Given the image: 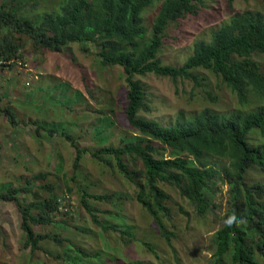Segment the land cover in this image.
<instances>
[{"label": "rangeland", "instance_id": "374dc122", "mask_svg": "<svg viewBox=\"0 0 264 264\" xmlns=\"http://www.w3.org/2000/svg\"><path fill=\"white\" fill-rule=\"evenodd\" d=\"M4 2L18 14L40 22L46 13L58 12L64 0H0V5ZM160 7L161 2H156L143 13L148 38ZM244 11L264 15V0H204L197 17L188 16L169 26L159 53L162 62L184 64L196 42L209 41L214 30ZM23 43L17 58L5 62L0 57V105L11 107L16 121L0 116V193L29 185L28 191L18 195L23 206L53 192L60 198L70 193V200L53 213L52 222L34 226L37 234L48 237L33 250L25 245L16 202L0 199V264H215L213 236L224 225L230 200L223 174L226 159L207 158L218 174L210 193L216 206L205 215L177 187L158 182L171 196L170 214L163 218L173 233L169 243L137 201L136 185L118 170L116 160L110 157L111 164H107L92 156V151L123 145L135 134L124 120L127 82L123 68L104 65L94 45L86 52L79 43H72L56 52L36 47L28 37ZM255 59L264 68V58ZM192 72L198 83L153 73L137 75L150 107L139 115L167 127L205 108L231 114L264 107V98L253 91L249 101L241 104L236 93L209 69L199 67ZM248 141L263 145L264 137L253 128ZM77 149L82 156L76 162ZM174 154L167 147L157 157ZM124 159L130 168L143 169L141 159L133 162L127 155ZM246 180L264 184V171L252 166ZM85 191L115 195L113 201L89 199L98 223L83 205ZM104 225L116 230H105ZM117 229L134 236L123 238Z\"/></svg>", "mask_w": 264, "mask_h": 264}, {"label": "trees", "instance_id": "16d2710c", "mask_svg": "<svg viewBox=\"0 0 264 264\" xmlns=\"http://www.w3.org/2000/svg\"><path fill=\"white\" fill-rule=\"evenodd\" d=\"M156 2H161V7L153 19L148 38L143 13ZM203 5L204 0H64L58 12L46 13L40 22H36L18 14L4 2L0 5V57L5 62L17 58L24 37L36 47L56 52L72 43H79L86 52L91 50L90 45L96 46L104 65H119L126 74L124 120L135 134L123 145H108L92 151V156L107 164H111L110 157L116 160L118 170L136 185L137 201L169 243L173 233L168 231L163 218L170 214L167 202L171 196L158 186V182L177 187L198 213L205 215L216 206L210 193L211 183L218 174L207 158L226 159L223 174L230 200L224 219L226 221L235 213L237 217H245L247 222L231 230L222 226L214 234V262L260 264L258 257L264 261V184L248 183L246 173L252 166H259L264 171V142L253 145L248 141L253 128H258L264 137V107L231 114L205 108L190 118L177 119L167 127L139 115L141 110L150 107L145 87L136 77L148 73L173 79L188 78L198 83L199 78L192 69L205 68L219 76L236 93L241 104L249 101L251 91L264 98V68L255 59V56L264 58V15L260 13L244 11L233 16L213 31L209 41L196 42L192 55L184 64L176 66L162 62L159 53L169 26L188 16L197 17ZM1 115L16 122L15 113L9 106L0 105ZM49 132L55 133L52 129ZM67 137L74 142L75 138L70 134ZM167 147L175 154L157 157L161 149ZM77 152L76 162L82 156V150L77 149ZM126 155L133 162L141 159L143 169L130 168L124 159ZM28 187L2 191L0 199L16 202L27 237L25 245L35 250L39 240L48 235L37 234L34 226L52 222L53 213L70 200V193L60 198L53 192L48 198L23 206L18 195L28 191ZM90 198L113 201L115 195L84 192L83 205L98 223ZM103 227L116 230L111 225ZM117 230L123 238L134 236L130 231ZM79 253L86 254L82 249Z\"/></svg>", "mask_w": 264, "mask_h": 264}, {"label": "clouds", "instance_id": "9594fccd", "mask_svg": "<svg viewBox=\"0 0 264 264\" xmlns=\"http://www.w3.org/2000/svg\"><path fill=\"white\" fill-rule=\"evenodd\" d=\"M246 219L243 216L237 217V215L234 213L232 216H230L226 221H224V227L226 229H233V228H239L242 225L246 224Z\"/></svg>", "mask_w": 264, "mask_h": 264}]
</instances>
